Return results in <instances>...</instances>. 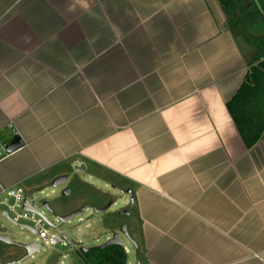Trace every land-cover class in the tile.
Returning <instances> with one entry per match:
<instances>
[{"label":"crops","instance_id":"1","mask_svg":"<svg viewBox=\"0 0 264 264\" xmlns=\"http://www.w3.org/2000/svg\"><path fill=\"white\" fill-rule=\"evenodd\" d=\"M252 50L217 0H0V186L111 202L105 230L128 207L138 264H264V129L245 148L225 108Z\"/></svg>","mask_w":264,"mask_h":264},{"label":"trees","instance_id":"2","mask_svg":"<svg viewBox=\"0 0 264 264\" xmlns=\"http://www.w3.org/2000/svg\"><path fill=\"white\" fill-rule=\"evenodd\" d=\"M225 28L236 43L253 48L246 73L226 111L245 148L253 146L264 129V0H217ZM74 255L81 264H126L122 247L91 248Z\"/></svg>","mask_w":264,"mask_h":264},{"label":"rangeland","instance_id":"3","mask_svg":"<svg viewBox=\"0 0 264 264\" xmlns=\"http://www.w3.org/2000/svg\"><path fill=\"white\" fill-rule=\"evenodd\" d=\"M240 46L243 47L242 43L239 42ZM247 52V51H246ZM253 53V50L251 52L248 51L247 55H250ZM64 186H60V188ZM60 190V189H59ZM48 190L44 192V194H47ZM51 198V197H50ZM50 198H44L42 196H36L32 198L35 203V207L42 211L43 216L46 218L47 221H49L54 229L62 234L66 239H71L73 242H79L80 246L79 248H95L101 245L105 239L110 238L111 234L117 233L118 239L121 245L125 248H127L128 253H126V260L129 262V264H135V257H134V247L131 242L127 240L125 236L120 234L118 232V228H120L121 225L125 226V230L128 235V231L130 229L129 224H132L130 221V218L133 216V213H131V216L127 217L130 212L129 208L126 207L127 212L125 211L126 215L124 213H119V215L116 216V214H109V216L105 217L108 221L110 218L113 220L115 218L116 224H114L113 228L111 230H105L106 228L103 227L99 222H96V215L90 211V213L85 212L84 215L81 217L83 221L78 223L76 219L78 217H75L73 220H71L68 223L60 224L56 221H54V217L44 210L41 207V203L43 201H48ZM60 199V195L56 197ZM85 203V201H84ZM123 203H126V200L122 199L121 201H117L116 208L119 210L123 207ZM61 211V210H60ZM89 211V210H87ZM11 216V214H9ZM0 235L6 236L10 242L11 245H4L0 243V264H5L13 261L19 260L24 253L16 247V244H23L28 243L30 241H34V237L30 236L27 231L19 230L16 226L9 223L4 217L0 215ZM131 239V238H130ZM124 252V251H123ZM61 257H64V259H60ZM62 262L61 264H79L77 259L75 258L74 252L71 251H64V249H58L55 248L49 249L46 248L43 245H40V249L37 253H35L31 258H27L24 261H22L20 264H59V262Z\"/></svg>","mask_w":264,"mask_h":264},{"label":"built area","instance_id":"4","mask_svg":"<svg viewBox=\"0 0 264 264\" xmlns=\"http://www.w3.org/2000/svg\"><path fill=\"white\" fill-rule=\"evenodd\" d=\"M5 147L0 144V160L7 156ZM25 199L23 190L16 186L15 188H4L0 186V215L14 226L20 229L28 228L33 232L34 243L39 246H45L49 249H66L76 252L79 247L74 245L70 239H66L62 234L57 232L54 227L46 225L43 216H37L22 208V201ZM11 214V216H9ZM25 224V225H22ZM124 251V250H123ZM126 254V252H124ZM60 259H64L61 257ZM62 262L60 261L59 264Z\"/></svg>","mask_w":264,"mask_h":264},{"label":"water","instance_id":"5","mask_svg":"<svg viewBox=\"0 0 264 264\" xmlns=\"http://www.w3.org/2000/svg\"><path fill=\"white\" fill-rule=\"evenodd\" d=\"M19 146V142L18 140H13L10 144V146H8V148H5L6 153H10L12 152L14 149L18 148ZM75 170H82L83 167L79 166V167H75ZM66 178L65 177H60V178H56L55 180H53L50 184V188L52 189H57L58 187H60L64 182H65ZM69 190L68 188H64L62 190V192L60 193V196H66L68 195ZM125 195H130L129 190H126L124 192ZM131 199L128 200V204H131ZM113 203L109 202L104 208L102 209H90V211L92 213L95 214H102L104 213L105 210H107L109 207L112 206ZM41 207L46 210L47 212H49V208L47 207L46 203H42ZM22 208L25 211L31 212L37 216L41 217V213L39 212V210L35 207V205L33 204V201H29V199H23L22 201ZM89 210V208L87 206H82L81 208H79L78 210L71 212L65 216L62 217H58V216H53L54 221L60 223V224H64V223H68L71 220H73L75 217H81L83 215V213L85 211ZM124 213V212H122ZM126 215V213H124ZM5 217V215H3ZM46 225L50 228H53V225L47 221L44 217H43ZM24 229V228H23ZM24 230L28 231L30 234H33L32 231L28 230V228H25ZM118 232L120 234H122L123 236H125L127 238V240L129 242L132 243V241L130 240V238L127 236L126 230H125V226L121 225L120 228H118ZM0 243H4L6 245H11L10 242L8 241V238L4 235H0ZM133 244V243H132ZM16 246L18 248H21L24 251V255L17 261H13V262H9V263H5V264H19L21 261H23L26 258H30L32 255H34L35 253H37L39 251V246L34 243V242H28L27 244H16ZM107 246H118L121 247V243L119 242L118 239V234L117 233H113L111 234L110 238H108L107 240H105L101 245H99L97 248L99 249H103ZM133 247L135 248V245L133 244ZM90 248H79L77 251L79 253H85L86 251H88ZM135 264H138V261L135 257Z\"/></svg>","mask_w":264,"mask_h":264},{"label":"flooded vegetation","instance_id":"6","mask_svg":"<svg viewBox=\"0 0 264 264\" xmlns=\"http://www.w3.org/2000/svg\"><path fill=\"white\" fill-rule=\"evenodd\" d=\"M85 206H87V205H85ZM122 247V246H121Z\"/></svg>","mask_w":264,"mask_h":264}]
</instances>
